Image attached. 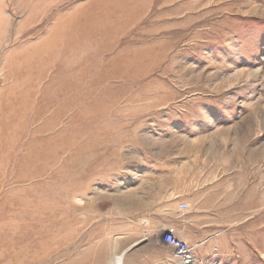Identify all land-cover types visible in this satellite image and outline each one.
<instances>
[{"label": "rangeland", "instance_id": "rangeland-1", "mask_svg": "<svg viewBox=\"0 0 264 264\" xmlns=\"http://www.w3.org/2000/svg\"><path fill=\"white\" fill-rule=\"evenodd\" d=\"M170 226L264 264V0H0V264H182Z\"/></svg>", "mask_w": 264, "mask_h": 264}, {"label": "built area", "instance_id": "built-area-1", "mask_svg": "<svg viewBox=\"0 0 264 264\" xmlns=\"http://www.w3.org/2000/svg\"><path fill=\"white\" fill-rule=\"evenodd\" d=\"M183 208L187 205L183 204ZM163 243L172 247L175 250L176 255L180 259L182 264H190L195 258L196 246L191 245L185 239L180 238L177 235V230L175 227L170 226L164 231Z\"/></svg>", "mask_w": 264, "mask_h": 264}, {"label": "bare ground", "instance_id": "bare-ground-1", "mask_svg": "<svg viewBox=\"0 0 264 264\" xmlns=\"http://www.w3.org/2000/svg\"><path fill=\"white\" fill-rule=\"evenodd\" d=\"M130 249V248H129ZM129 249L125 250L121 255L117 256L114 261L113 264H123V256L125 255V253H127L129 251Z\"/></svg>", "mask_w": 264, "mask_h": 264}, {"label": "crops", "instance_id": "crops-1", "mask_svg": "<svg viewBox=\"0 0 264 264\" xmlns=\"http://www.w3.org/2000/svg\"><path fill=\"white\" fill-rule=\"evenodd\" d=\"M177 230V229H176ZM177 235L180 237V238H182L181 236V234L178 232V230H177Z\"/></svg>", "mask_w": 264, "mask_h": 264}]
</instances>
